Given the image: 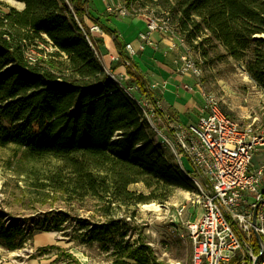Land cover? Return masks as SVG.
I'll return each mask as SVG.
<instances>
[{"label": "trees", "instance_id": "16d2710c", "mask_svg": "<svg viewBox=\"0 0 264 264\" xmlns=\"http://www.w3.org/2000/svg\"><path fill=\"white\" fill-rule=\"evenodd\" d=\"M15 1L21 9L0 11V146L24 150L30 163L55 158L58 163L42 186L67 201L97 202L102 220L75 219L79 243L98 245L112 264H164L135 227L136 209L166 204L178 189L198 188L169 159L141 107L111 78L92 48L100 56L95 35L112 38L129 82L155 98L140 64L123 53L127 45L112 23L115 15L103 17L93 0ZM136 6L149 9L139 13ZM124 7L134 17L154 14L169 21L188 48L204 56V42H217L226 56L244 62L264 89V38H259L264 36V0H125ZM95 26L102 33H92ZM32 48L39 50L36 61L28 57ZM136 184H144L149 193L132 191ZM67 221L59 212L32 225L62 232ZM27 222L9 223L0 212V247L24 249L33 239ZM234 230L245 245V236ZM249 249L257 257L262 253L256 237ZM47 251L39 250L41 255ZM67 257L66 264H81Z\"/></svg>", "mask_w": 264, "mask_h": 264}, {"label": "rangeland", "instance_id": "374dc122", "mask_svg": "<svg viewBox=\"0 0 264 264\" xmlns=\"http://www.w3.org/2000/svg\"><path fill=\"white\" fill-rule=\"evenodd\" d=\"M13 1L15 0H0V11H7L6 6L20 7ZM105 3L106 5L103 0H93L94 6H99L101 11L106 9L108 2L105 0ZM136 8L139 13H145L149 9L139 6ZM152 11L158 10L152 8ZM40 48L47 49L44 45H40ZM202 49L207 51L206 56L200 51L189 49L201 73L196 79L202 93L215 95L222 110L241 127L252 124L264 126V89L246 71V64L226 56L223 46L215 41L204 42ZM102 51L105 52L104 48ZM102 51L100 56L103 60V56L108 57L109 54L103 55ZM29 55L35 60L40 57L39 50L35 48L31 49ZM23 151L15 146H0V212L7 221L27 220L26 224L33 229V239L37 235L35 243L53 236L54 245L48 246L49 251L46 253L52 264L69 262L67 255H72L81 264H112V259L98 245L81 244L76 238L78 228L75 219L102 220L98 214L97 202L92 199L67 201L63 194L42 186L46 181L43 177L55 168L58 161L47 158L30 163L24 160ZM165 152L178 165L175 157ZM185 164L191 169L188 163ZM130 189L137 193H149L144 184L133 185ZM198 195V190L178 189L166 204L154 202L139 205L136 209L135 227L147 237L157 257L164 264H192L193 245L188 225L202 215ZM59 212L66 214L68 218L62 232H46L39 226L32 225L33 221ZM124 214L121 212V215ZM33 239L28 243L29 247L34 246ZM249 248L250 245L245 244L230 264H254L257 255ZM17 252L20 254V251ZM22 256L27 257V254ZM33 256L42 255L35 251ZM259 264H264V249Z\"/></svg>", "mask_w": 264, "mask_h": 264}, {"label": "built area", "instance_id": "2783aa9c", "mask_svg": "<svg viewBox=\"0 0 264 264\" xmlns=\"http://www.w3.org/2000/svg\"><path fill=\"white\" fill-rule=\"evenodd\" d=\"M110 15L126 18L132 16L124 6L106 7ZM147 30L141 35L145 44H151L152 36L164 34L175 40L173 47H183L179 72L182 75L200 76V70L184 40L169 21L154 14L147 17ZM92 33H102L98 26ZM86 36L91 42L87 33ZM92 45V43H91ZM98 59L102 62L96 49ZM126 50L130 57L136 51L132 45ZM31 61H36L28 55ZM111 78L142 109L144 118L156 133L157 142L178 161L186 176L198 188L202 215L188 225L193 245L192 264H230L243 249L237 230L246 238V246L255 233L264 237V165L253 169L255 153L264 148V127L247 125L241 127L221 108L216 96L202 93L203 115L198 122L183 125L172 119L162 107L160 100L140 93L136 84H128L127 78L109 71ZM189 163L192 169L186 167ZM257 222L254 226V213ZM2 248L0 247V250ZM24 252V253H22ZM20 254L33 256L35 251L25 245Z\"/></svg>", "mask_w": 264, "mask_h": 264}, {"label": "crops", "instance_id": "0c3cea01", "mask_svg": "<svg viewBox=\"0 0 264 264\" xmlns=\"http://www.w3.org/2000/svg\"><path fill=\"white\" fill-rule=\"evenodd\" d=\"M113 6H124L125 0H106ZM104 4L105 0H103ZM103 17L109 16L107 10H100L99 6H94ZM18 9L22 8L16 7ZM121 23V24H118ZM113 25L118 30L120 37L126 45H132L136 54L133 57L128 55L127 50L123 52L133 61L140 64L143 73L148 79L154 93L163 107V110L170 117L183 125H191L198 122L203 115L204 98L201 93L200 85L197 79L192 75H182L179 72L180 57L185 52L183 47H173L175 40L164 34L156 33L152 36L151 44H145L141 40V35L147 30V17L140 15L137 17L129 16L126 18L114 16ZM99 45V52L104 48L102 63L108 71L116 75H122L127 78V83L131 84L126 75V67L121 65V53L118 52L114 41L109 36L95 35ZM135 84V83H134ZM141 93V92H140ZM264 127L262 125H257ZM189 164V163H188ZM190 165V164H189ZM264 165V148L258 149L253 159V169H258ZM191 166V165H190ZM192 169V167H191ZM264 190V181L262 184ZM50 235V234H47ZM37 235L34 236V246L31 248L39 250H48V246L54 245V237L48 236L45 240L35 243ZM49 251V250H48ZM40 253V252H39ZM48 254L42 256L23 257L18 252H8L0 250V264H52ZM66 264V263H63Z\"/></svg>", "mask_w": 264, "mask_h": 264}, {"label": "water", "instance_id": "95a60500", "mask_svg": "<svg viewBox=\"0 0 264 264\" xmlns=\"http://www.w3.org/2000/svg\"><path fill=\"white\" fill-rule=\"evenodd\" d=\"M259 38H262V37H259ZM91 43V42H90ZM256 222H257V210L255 211L254 213V221H253V224L254 226H256ZM254 233H255V236L260 244V247H261V251L262 253L260 254V256H258L255 261H254V264H259V260L261 258V256L263 255V249H264V241H263V238L262 236L256 232V230L254 229Z\"/></svg>", "mask_w": 264, "mask_h": 264}, {"label": "bare ground", "instance_id": "6f19581e", "mask_svg": "<svg viewBox=\"0 0 264 264\" xmlns=\"http://www.w3.org/2000/svg\"><path fill=\"white\" fill-rule=\"evenodd\" d=\"M14 3H16V1H13ZM18 4V3H17ZM20 6V4H18Z\"/></svg>", "mask_w": 264, "mask_h": 264}]
</instances>
